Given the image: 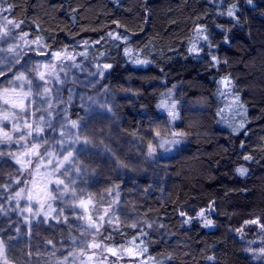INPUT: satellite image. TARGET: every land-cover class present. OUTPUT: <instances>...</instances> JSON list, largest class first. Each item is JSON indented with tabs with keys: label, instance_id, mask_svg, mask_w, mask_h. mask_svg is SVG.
I'll list each match as a JSON object with an SVG mask.
<instances>
[{
	"label": "trees",
	"instance_id": "obj_1",
	"mask_svg": "<svg viewBox=\"0 0 264 264\" xmlns=\"http://www.w3.org/2000/svg\"><path fill=\"white\" fill-rule=\"evenodd\" d=\"M233 5L238 23L226 14ZM0 20L13 21L15 38L49 50L71 48L73 67H84L91 77L100 73L99 86H108L110 94L105 105L90 110L85 100L96 89L79 98L70 80L59 93L51 91L42 66V78L33 65L12 64L0 73V148L8 142L20 148L0 151V264H12L18 255L35 264L43 259L35 249L45 245L43 251H51L68 234L86 232L73 214L80 201L74 209L69 194L88 198L91 221L101 225L100 245L132 251L133 257L118 260L111 255L114 264H254L237 231L254 218L264 224V0H0ZM10 35L1 31L0 45ZM10 78L17 87L8 86ZM224 78L228 88L220 83ZM38 79L52 87L47 100L63 99L58 113L50 110L52 123L42 128L27 105ZM82 118L93 121L84 128L87 136L76 135L82 149L73 165L68 152L64 171L60 164L62 174L48 183L58 189L74 178L76 192L52 195L43 208L29 211L23 199L50 168V144H59L54 128L72 130ZM152 143L161 147L154 161L135 158V167H147L137 185L113 174L116 167L125 172L123 163L133 156L121 146ZM150 171L163 178H149ZM108 181L117 229L106 221L108 210L99 218L90 204V197H103L98 186ZM201 210L211 226L196 218ZM129 216L137 226L124 223Z\"/></svg>",
	"mask_w": 264,
	"mask_h": 264
},
{
	"label": "rangeland",
	"instance_id": "obj_2",
	"mask_svg": "<svg viewBox=\"0 0 264 264\" xmlns=\"http://www.w3.org/2000/svg\"><path fill=\"white\" fill-rule=\"evenodd\" d=\"M0 20V32L4 31V33H11V31L15 28V24L13 23L12 20H6L3 22ZM11 30V31H10ZM6 31V32H5ZM112 36H115L114 33H111ZM7 38V37H6ZM4 42L0 45V73H2L5 70H8L10 66L13 64V67H19L21 69H26L30 68V65L34 66V72L37 76L41 77V74H39V67L42 66V69L44 71V76L49 84L53 86H45V85H40L39 79L37 80V83L33 82L36 85L31 86V91L33 93L31 99L28 101L27 105H30V108L32 111L37 112L36 116V122L38 126L46 127L50 123H52L53 115L59 112L60 105L62 104V100L59 97H53L52 100H47L48 97L50 96V89L51 91L56 90L57 93H59V89H61L62 86H64L66 83L70 82V80L75 81V88H77L76 92L79 94L80 97H84L85 92L84 90H91V89H96V92L92 94V97L86 98L85 100V105L87 109L90 110H96L100 106L105 105V99L107 96H109V88L106 85H100V73H97L95 77L90 76L89 70L85 69L84 67H78L74 65V55L71 50V48H62L60 50H49L42 46L39 42L36 40H30L27 38L22 37L21 35L17 38H15L13 35L8 36ZM82 41H77L76 45L81 44ZM79 70L78 72H75V69ZM105 69V68H104ZM103 71V68L101 69ZM43 74V72H42ZM80 76V77H79ZM2 79H0L1 81ZM34 81V79H32ZM6 83H8V86L12 87H17L15 85L16 80L13 78H10L9 81L7 80ZM1 86H5L4 81L2 80L0 82ZM28 92V90H26ZM69 94L72 95V92L69 91ZM4 99V98H3ZM7 102V101H6ZM10 105H16L18 102L15 100L14 103L10 101ZM1 104H4L1 102ZM56 107V110L54 109ZM163 108L165 111L168 113L172 109V105L167 104L163 105ZM53 110L54 114L50 111ZM62 108L60 109L61 112ZM91 120H94V117L89 116ZM88 121L87 122H93V121ZM86 118H82L79 120L80 123L76 124L72 130H66L64 126L60 125V128L55 127V132H54V141L57 139L59 141L58 145L52 146L50 144L49 150L50 153L53 155V160L51 162L50 168H48L47 173H43L41 177L34 179L32 187H30L27 195L24 197L23 202L27 203V208L31 212H35L36 208L42 207L44 204L45 200L49 198L50 196L54 195L55 197H60L62 195H65L68 191H70V188L74 182V178H71V180H68L64 182V184H67V187H60V188H55L53 187L51 189L48 188V183L50 182V179L53 176H60L62 172L64 171V165L68 162L63 161L62 159L68 156V152L71 154L73 153V157L69 159V162L71 165H73V161L76 157L77 150L82 149L80 148L81 146L76 144V141H79V138L76 137V135H82V136H87V132L85 131V126L87 124ZM84 122V123H83ZM83 125V128L81 127ZM80 128V129H79ZM158 137V136H157ZM92 138V139H91ZM91 138H88L91 141L93 140V136ZM53 142V141H52ZM51 142V143H52ZM111 142V141H110ZM109 142V143H110ZM81 143V142H79ZM107 144V151L109 154H112L113 150V145L112 144ZM109 144V145H108ZM123 144V141H122ZM122 151H125L126 149L129 150L133 156L130 161L123 163V168L126 169L124 172L123 170H119V168H113L116 171H113V174H117L119 178L122 179L123 183L132 181L135 185L138 184L140 181V176L144 175L147 171V167L142 165L141 167H135L134 164L138 163L135 158H138V154H142V160L146 164L149 162H152L155 160V157L157 156L158 152V147H160L158 144L155 145V143L152 144H146L145 146H142L141 144H138L137 146L132 148L129 146H121ZM161 148V147H160ZM11 149L12 151H18L19 145L14 146L11 142H8V145L6 147H1L0 151L2 154L6 152H10ZM142 152V153H141ZM115 153L112 154L114 156ZM135 155V156H134ZM116 156V155H115ZM110 157V156H109ZM139 157V159L141 158ZM114 158V157H113ZM112 158V159H113ZM122 162V161H121ZM75 163V162H74ZM62 165V169H58L57 167L59 165ZM66 166V165H65ZM60 171H58V170ZM153 172L148 175L149 178L155 177V181L159 178H163L159 176L158 174L155 173V171H150ZM160 172V171H159ZM124 176V177H123ZM110 181V180H109ZM104 183V184H99L98 188L99 190H102L103 192V197H99V200L97 198H94L92 196V199L90 197V204L92 202V207L93 210H97V216L100 218L105 214L101 213L104 210H108L107 218L106 221L111 225V229H117L119 227V219L117 220V217L115 218V211L117 210H112L111 204L114 202L115 197L113 194V190L111 188L110 182ZM160 181V180H159ZM97 187V181L92 182L91 186L89 189ZM76 192V188H71ZM94 192L93 193H98ZM100 193V192H99ZM91 195V194H90ZM69 204L75 206L76 202L80 201V206L77 207L76 211L73 213L75 216L74 218L79 219L76 221L78 223L79 228H82L86 230V232L82 233H77V234H68L66 237V240L62 242L63 240H60L61 243L58 244V246H54L51 248V251H43L45 250V245L44 247L41 246L40 248L35 249L34 255L36 257L43 256V259L38 260L35 262V264H114V260L108 259L110 256H114L117 260L122 258V257H129V256H134L132 255V251L126 249L123 245H119L117 249H110L107 246L100 245L99 242V232H97L96 229L99 228L100 223L97 222V224H93L91 221L92 216L90 217V214L88 213L89 211V200L88 198L82 199L79 196L75 194H69L67 195V200ZM26 203H24L26 205ZM120 204V203H119ZM90 206V209H91ZM72 207V206H70ZM98 207V209H97ZM101 209H100V208ZM43 208V207H42ZM80 208L82 209L80 211ZM40 209V208H39ZM203 211V210H201ZM201 211H198L196 213V218L200 223H207L208 221V214L204 212V216L201 218H198V213ZM122 215H125L123 211L121 212ZM128 212H126L127 215ZM132 215V213H131ZM132 217L134 216H129L127 217V222L124 220V223H128L129 226H137V219H133ZM257 219V218H254ZM253 220V219H251ZM249 220V221H251ZM247 221V222H249ZM123 222V221H122ZM150 222H148L149 225ZM152 224L155 225V222L152 221ZM77 225L75 227H78ZM95 232H93V231ZM90 233H89V232ZM237 235L241 238L242 243H243V249L246 254L249 255V257L252 259L254 264H259L261 261L254 260L252 258L251 252L248 250L250 247V243L255 241L256 243L260 244L261 246H264V233L261 232V229L258 225H254L251 223H244L242 227L239 229V232L237 231ZM252 251L258 252L259 248H257L255 245H252ZM47 252H49V256L47 257ZM136 256V255H135ZM46 258V259H44ZM11 263L12 264H24V260L22 256H17L16 259L12 258ZM138 264H141L139 261Z\"/></svg>",
	"mask_w": 264,
	"mask_h": 264
},
{
	"label": "snow or ice",
	"instance_id": "obj_3",
	"mask_svg": "<svg viewBox=\"0 0 264 264\" xmlns=\"http://www.w3.org/2000/svg\"><path fill=\"white\" fill-rule=\"evenodd\" d=\"M248 3L251 5L252 0H248ZM237 11H238V7L236 5H233L231 8H229L227 10V13L226 14H227L228 17H232V18L236 19L237 20V23H238L239 22L238 21V17H236V12ZM223 14L224 13H221V15H223ZM198 31L202 32L204 30L201 29V30H198ZM203 39L204 40H207L208 39L207 35H204L203 36ZM225 42H227V41H225ZM191 51H196V49L193 48V49H191ZM215 59L216 58L213 57V60H215ZM146 63H149V61H147ZM220 83L225 88H228L229 87V84L231 82H230V80L228 78H224L223 80H221ZM236 99L238 100L239 98L237 97ZM246 159H250V158L249 157H246ZM246 171L247 170L246 169H243V168L237 169V172L241 176L245 175ZM181 215L183 216L184 214L181 213ZM203 216H204V212L203 211H201L200 213H198V218H201ZM185 223H190V221H185ZM246 223H251V224H254V225H258L260 227V229H261V232L264 233V224H261L260 221H259V219H253V220H251L249 222H246ZM211 224H212V221L211 220H208L207 223L204 224V227H209V226H211ZM252 245H255L257 248H259V251L258 252L252 251ZM248 250L251 252L252 258L254 260L264 261V246H261L260 244H258L255 241H253V242L250 243V247H249ZM209 259L211 260L212 258L210 257Z\"/></svg>",
	"mask_w": 264,
	"mask_h": 264
}]
</instances>
